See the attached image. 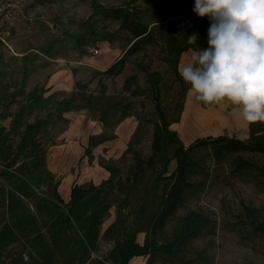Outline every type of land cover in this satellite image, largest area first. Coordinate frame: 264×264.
Here are the masks:
<instances>
[{
    "label": "rangeland",
    "instance_id": "obj_1",
    "mask_svg": "<svg viewBox=\"0 0 264 264\" xmlns=\"http://www.w3.org/2000/svg\"><path fill=\"white\" fill-rule=\"evenodd\" d=\"M20 3L19 15L29 21H26L27 37L20 36L22 44L29 40L40 51L51 55L53 72L59 73L57 81H62L63 87L67 85L70 92L68 95L54 91L46 97L38 92V87L27 88L25 78L32 68L34 70V66H19V78L16 80L0 79V226L16 221L18 216L21 221L20 226L14 227L16 239L0 245V264L2 257L13 249L26 255V259H23L26 263L40 264L47 248L53 264H124L118 262L116 243L133 234L135 241L142 242L145 232L142 229L143 218L146 219L153 212L152 196L157 193L159 198L160 185L164 180L158 174L162 166H165L162 175L168 174L175 163L173 158L166 160L168 146L163 140L169 133L161 128L158 119L152 127L153 130L157 128L159 147L153 161L157 160L158 167L144 188L135 191L136 199L132 202L130 190L143 171H137L136 158L143 165L152 151L148 141L143 138L149 130L145 125H150L151 118L156 114L151 95L154 89L159 95L161 93L159 101L161 97L166 111L165 122L175 115L184 83H181L173 104L172 84L178 79L175 55L179 50L173 43L185 42L196 29L210 20L193 11L195 0H20ZM98 5L133 8L138 19L150 29L141 48L125 56L127 66L124 70L127 75L124 87L132 88L133 94L139 95L132 107L148 124L142 122L124 148L116 144L105 146L88 142L84 153L78 157L74 152L70 154L68 149L71 143L61 142L68 134L69 138L81 137L86 130L80 121L69 128L70 120H66L72 114H66V110L70 93H89L88 99L91 101L94 89L102 93L106 84L102 80L99 86H93L92 73L84 72L83 67L77 65L100 57L104 58L105 63L113 61L134 39L127 30L118 27L117 19L103 18ZM155 11L167 16L163 20L165 23L154 21L151 12ZM94 48H97V53L92 52ZM34 53L40 57L39 52ZM83 55L84 63L78 60L79 64L73 61L75 64L68 69L64 67L66 57L77 60ZM32 60L30 58L29 62L33 65ZM64 71L71 73L67 76V83H64ZM109 74L115 73H108L104 77L108 78ZM4 81L9 85L4 86ZM112 84L116 91L114 76ZM64 89L66 87L62 88L66 91ZM97 98H101L102 104L110 106V97ZM44 100H47V105ZM173 106L174 111H171ZM108 117L104 111L98 120L104 124ZM104 129L108 131L107 127ZM237 137L246 143L264 140V122L246 123L244 134H237ZM136 139L143 141L136 143ZM106 148H110L107 153L104 151ZM187 154V179L192 186L184 190L183 201L154 238L157 243H165L177 229L179 218L189 211L206 215L209 223L195 235L186 238L174 254L155 252L150 264H264V236L257 228L261 222L264 223V152L230 149L214 142L192 146ZM86 164L111 167L109 176L99 183L111 188L112 193L118 192L117 186L123 188L120 198H106L110 209L101 217L98 233H111L114 239L106 243L102 240L99 251L85 250L81 244L82 220L71 226L63 223L57 230L59 210L50 204V201H54L60 210L65 211L53 195L59 176L68 169ZM133 175L136 181L129 184L128 179ZM20 179H25L29 187L26 195H19L15 189ZM8 190L21 198L25 210L20 212L19 209L16 214H9L6 209ZM245 207L251 210L247 211ZM135 228L137 231L134 233ZM64 229L70 235L72 245H78L76 253L64 254V247L69 245L66 239L60 237L66 235ZM53 236L54 241L51 240ZM136 258L133 257L132 264L142 261L146 264L145 255Z\"/></svg>",
    "mask_w": 264,
    "mask_h": 264
},
{
    "label": "crops",
    "instance_id": "obj_2",
    "mask_svg": "<svg viewBox=\"0 0 264 264\" xmlns=\"http://www.w3.org/2000/svg\"><path fill=\"white\" fill-rule=\"evenodd\" d=\"M205 18L209 21V18L205 16ZM14 29L13 34L10 39V47L11 51H2L0 53V79L3 77L4 80H16L19 78V70L22 67L27 66H34V70L26 75V83L27 88H33L34 86L39 88L38 92L42 94V96L49 97L51 93L57 94H68L69 89L67 85L65 86L66 91H63V82L60 83L57 81V77H59L58 72H53V61L52 56L47 54V52H43L39 50V47L33 45L28 40L27 43L22 44L20 40V36L26 35L27 29V22L28 21L25 17L20 16L19 14L14 19ZM29 22V21H28ZM157 22V21H156ZM158 24H163L165 22L160 21L157 22ZM210 26V22L200 26L196 29L192 34H197V41L196 44L190 45L188 44V40L185 42L183 41L180 43L179 41H174V46L179 48L178 52H176L175 58V70L178 76V79L173 81L172 90H173V104L175 103L177 97V91L180 90V85L184 83V89L182 90V96L180 97L177 110L175 115L172 118H168L167 122V129L170 130L172 133L167 135L164 138V143L168 146V153L167 155L170 156L172 149L177 144H182L183 146H187L190 142H192L195 138H202V137H216L219 135L225 137H234L237 138V134H244L246 123L242 119H237L232 115L231 106L229 104L224 105H217V106H208L203 104L201 101H197L195 96L190 91V85L186 84L182 77L180 76V69L190 60V57L194 54L195 51L198 49L207 48V36H208V28ZM191 34V35H192ZM162 42H160L161 44ZM125 49V48H124ZM123 49V50H124ZM121 51V53L123 52ZM39 52L40 57L37 56L34 52ZM120 53V54H121ZM27 54V55H25ZM119 54V55H120ZM118 55V56H119ZM132 55V54H130ZM128 57V55H127ZM30 58L33 60V65L29 62ZM61 58H64L61 56ZM85 56L83 55L82 58L79 57L77 60H73L70 57H66L64 62V67L68 69L73 61L76 64H79L78 60L82 62ZM28 61H26V60ZM117 57L114 59L116 60ZM113 60V61H114ZM113 61H109L105 63L104 58H97L90 63H85L82 65H77L79 67H83V71L86 73H92V82L93 86L100 85V83L104 82L106 84V88L104 92H99V90L93 91V99L90 101L88 99L89 93H83L82 91H77L70 93V97L68 100V108L66 110V114L71 113L70 119L66 121L69 122V128H72L77 121H80L81 125H85L84 135L81 137L76 138H69V134L66 135L64 140H61L64 144H72V146L68 149L70 150V154L74 152L78 157L84 153V148L88 142L97 143L96 145H105L108 144H116L120 148H124L125 144L132 138L134 132H136V128L142 126V122L144 124H148V122H144L143 116H140L136 110L132 107L135 105L136 99L139 95L133 94L132 88L124 87L125 80L127 75H125L124 70L127 66V60H124L123 66L120 70L115 74H109L110 76L104 77L108 75V73H104V69L108 67L110 63ZM84 63V62H82ZM20 64V65H19ZM84 65V66H83ZM20 66V68H19ZM64 68V69H65ZM122 69V70H121ZM27 70H31L28 68ZM26 70V71H27ZM63 70V69H61ZM123 71V72H122ZM28 73V71H27ZM71 74L68 71H64V76L66 78L64 83H67V76ZM113 76L115 77L117 87L114 91L112 79ZM21 77V76H20ZM61 77V76H60ZM108 79L106 81V79ZM4 86L9 85L7 81H4ZM6 86V87H7ZM73 94V95H72ZM96 95V96H95ZM97 96H108L110 97L109 107L105 104H102L101 98H97ZM161 93H160V95ZM160 97V105L163 111V114L166 113L165 108L162 106L164 104ZM45 101V105H47V100ZM140 108V107H139ZM107 112L109 117L105 118V123L98 120V117L103 113ZM174 111V106L171 109ZM80 116V117H79ZM141 117V118H140ZM152 122L150 125H145V127L149 128L148 132L144 134V141H148L151 143L152 139V127H154L155 122H158V115L157 113L153 115L151 118ZM108 129L106 130L104 128ZM67 132V131H65ZM234 134V135H233ZM65 135V133L63 134ZM62 135V136H63ZM140 140V141H139ZM135 140L136 143H141L143 140L139 139ZM241 140V139H240ZM243 141V140H242ZM163 143V142H162ZM110 148H106L104 151L107 153L109 152ZM163 150V149H162ZM105 154V153H104ZM59 158V157H56ZM157 160H154L148 169H145L141 172L138 182L133 185L132 190H130V198L132 195V202L136 199L135 191L138 189H143L146 183L149 182L150 178L156 172L158 167ZM175 164V163H174ZM157 166V167H156ZM163 168V166H162ZM161 168V169H162ZM110 172L107 170L106 167L98 166L95 167L93 164L86 166H80L74 169H68V171L63 172L56 183L55 191L59 195L62 201H66L69 196V188L70 186L75 183L82 187H87L91 184H98L102 180L106 179L109 176ZM118 193V194H117ZM117 193H108L106 198L110 197H121L120 191ZM135 198V199H134ZM154 210L158 207L159 198L157 193L153 194L152 196ZM110 209V208H109ZM152 212V213H153ZM151 214L147 215L142 221V229L145 230ZM63 233L66 235H60L61 238L66 239L69 242L68 247H64V254L70 255L73 254L75 251L78 250V245H75L68 235L66 229H64ZM125 236V235H124ZM143 236V235H142ZM143 238V237H142ZM113 235L109 233V235H100L98 233L96 238V248L98 251L101 250L100 247L102 246L101 241L105 240L106 242H113ZM91 251H97V250ZM75 252V253H76ZM141 257V255H133L132 258L129 259L127 264H132L131 260L133 257ZM137 258L135 260H137ZM25 260V259H24ZM22 259L21 252L19 250H11L6 256L2 257L1 261L2 264H38V263H26ZM140 264H144L142 261Z\"/></svg>",
    "mask_w": 264,
    "mask_h": 264
},
{
    "label": "trees",
    "instance_id": "obj_3",
    "mask_svg": "<svg viewBox=\"0 0 264 264\" xmlns=\"http://www.w3.org/2000/svg\"><path fill=\"white\" fill-rule=\"evenodd\" d=\"M98 10L103 18H112L119 21L118 27L127 30L134 38L123 50L122 54L108 65L104 69L106 73H117L123 66L125 56L133 54L135 51L139 50L150 33V29L146 24L142 23L138 19L133 8H128L123 5H111L102 6L98 5ZM151 16L154 21L160 22L167 18L164 13L151 12ZM153 106L158 115L159 124L161 128L167 133L172 132L167 129L164 119V114L159 103V93L154 89L152 95ZM25 143L24 140L21 141ZM219 142L220 146L230 149L242 148L249 149L253 151L264 152V140H254L251 142H243L240 139L234 137H225L222 135L216 137H202L195 138L187 146L182 144H177L171 152V155L167 157L173 158L175 161L172 170L166 174L165 166L161 169L158 176L164 178L160 185V196L159 204L156 210L152 213L148 225L145 229L142 242L138 243L135 241L134 234L130 237L121 238L119 243H116V248L119 254V263H126L127 260L133 255H145V263L150 264L153 260V255L155 252H160L164 254H174L179 245L186 239L202 228L208 225L209 218L199 212L189 211L182 215L178 220V227L173 232L171 237L165 243H157L155 241V234L157 231L165 224L166 219L172 214V212L180 205L184 198V190L192 186V182L187 179V171L189 166V158L187 150L192 146L205 145L208 143ZM151 153L145 159L144 164L140 163V160L136 158L135 165L137 171L140 172L151 165L154 159V154L159 147L157 138V128L152 132L151 139ZM165 165V162H164ZM108 171H111V167H106ZM129 184H133L135 180V175L128 179ZM16 191L19 195H26L29 187L25 179H20L15 186ZM118 191H122L123 188L117 186ZM111 188H106L103 184H91L87 187L79 186L73 183L69 188V196L66 201H62L54 190L53 195L58 200L59 203L65 208V211L60 210L58 205L54 201H50V204L59 210V217L57 219V227L59 230L61 224L65 223L67 226H71L72 223H77L82 220L84 222V227L81 231L80 242L85 250H93L96 248V238L98 235V226L101 222V217L107 213L109 204L106 201V196L110 193ZM127 191V190H126ZM247 211L251 210L245 207ZM6 209L10 215L16 214L20 209L25 210L21 201V198L15 195L12 191L6 192ZM20 217L16 218L12 223H3L0 226V245L9 243L16 239L14 233V227L20 226ZM258 230L264 236V223L261 222L257 225ZM137 229H134V233ZM55 236L52 237L54 241ZM40 264H53L51 259H49V249L47 248L45 254L40 261Z\"/></svg>",
    "mask_w": 264,
    "mask_h": 264
},
{
    "label": "clouds",
    "instance_id": "obj_4",
    "mask_svg": "<svg viewBox=\"0 0 264 264\" xmlns=\"http://www.w3.org/2000/svg\"><path fill=\"white\" fill-rule=\"evenodd\" d=\"M193 11L210 20L207 48L180 69L197 101L229 104L249 125L264 122V0H195ZM197 34L188 44H196Z\"/></svg>",
    "mask_w": 264,
    "mask_h": 264
},
{
    "label": "built area",
    "instance_id": "obj_5",
    "mask_svg": "<svg viewBox=\"0 0 264 264\" xmlns=\"http://www.w3.org/2000/svg\"><path fill=\"white\" fill-rule=\"evenodd\" d=\"M21 9L20 0H0V53L4 50L11 51L10 37L13 33V21L19 14ZM97 48L92 52L97 53ZM22 259H26V255L21 253Z\"/></svg>",
    "mask_w": 264,
    "mask_h": 264
}]
</instances>
